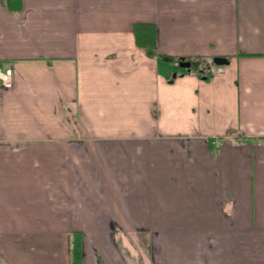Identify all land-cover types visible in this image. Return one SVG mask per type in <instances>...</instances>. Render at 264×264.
Instances as JSON below:
<instances>
[{"label": "crops", "instance_id": "1", "mask_svg": "<svg viewBox=\"0 0 264 264\" xmlns=\"http://www.w3.org/2000/svg\"><path fill=\"white\" fill-rule=\"evenodd\" d=\"M7 1L0 264H264V0Z\"/></svg>", "mask_w": 264, "mask_h": 264}, {"label": "trees", "instance_id": "2", "mask_svg": "<svg viewBox=\"0 0 264 264\" xmlns=\"http://www.w3.org/2000/svg\"><path fill=\"white\" fill-rule=\"evenodd\" d=\"M7 4L12 6V0H8ZM134 34L137 45L143 49V51L151 57L160 58L163 61L167 62H179L181 58H177L171 55H165L158 52L156 45V26L151 23H138L134 26ZM186 61L191 63V69L198 70L201 76H204L205 79L211 78V73L206 72L202 68V59H189L185 58ZM82 256V234L74 233L71 241V264H81Z\"/></svg>", "mask_w": 264, "mask_h": 264}, {"label": "built area", "instance_id": "3", "mask_svg": "<svg viewBox=\"0 0 264 264\" xmlns=\"http://www.w3.org/2000/svg\"><path fill=\"white\" fill-rule=\"evenodd\" d=\"M0 83L3 87H11L13 85V73L11 67L0 66Z\"/></svg>", "mask_w": 264, "mask_h": 264}, {"label": "water", "instance_id": "4", "mask_svg": "<svg viewBox=\"0 0 264 264\" xmlns=\"http://www.w3.org/2000/svg\"><path fill=\"white\" fill-rule=\"evenodd\" d=\"M213 62L216 65H225V64H228L229 60H228V58H226L224 56H215L213 58ZM180 66L188 68V70H189L190 66H191V63L189 61L182 60V62H180Z\"/></svg>", "mask_w": 264, "mask_h": 264}, {"label": "rangeland", "instance_id": "5", "mask_svg": "<svg viewBox=\"0 0 264 264\" xmlns=\"http://www.w3.org/2000/svg\"><path fill=\"white\" fill-rule=\"evenodd\" d=\"M133 238H134L133 239V243H141L142 240H145L146 239L142 235L134 236ZM146 244H148V241H146Z\"/></svg>", "mask_w": 264, "mask_h": 264}]
</instances>
